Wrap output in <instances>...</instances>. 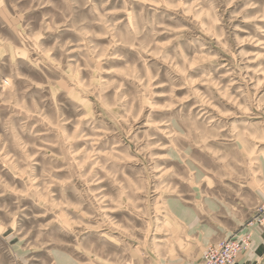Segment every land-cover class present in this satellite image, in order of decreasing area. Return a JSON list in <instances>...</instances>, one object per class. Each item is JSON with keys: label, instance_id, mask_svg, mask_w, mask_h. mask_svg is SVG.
Segmentation results:
<instances>
[{"label": "rangeland", "instance_id": "1", "mask_svg": "<svg viewBox=\"0 0 264 264\" xmlns=\"http://www.w3.org/2000/svg\"><path fill=\"white\" fill-rule=\"evenodd\" d=\"M263 204L264 0H0V264H203Z\"/></svg>", "mask_w": 264, "mask_h": 264}, {"label": "built area", "instance_id": "2", "mask_svg": "<svg viewBox=\"0 0 264 264\" xmlns=\"http://www.w3.org/2000/svg\"><path fill=\"white\" fill-rule=\"evenodd\" d=\"M255 224L264 225V204L260 206L246 231L209 245L203 253V264H235L244 252L252 248V229L256 227Z\"/></svg>", "mask_w": 264, "mask_h": 264}, {"label": "crops", "instance_id": "3", "mask_svg": "<svg viewBox=\"0 0 264 264\" xmlns=\"http://www.w3.org/2000/svg\"><path fill=\"white\" fill-rule=\"evenodd\" d=\"M252 233V248L244 252L235 264H264V227H255Z\"/></svg>", "mask_w": 264, "mask_h": 264}, {"label": "bare ground", "instance_id": "4", "mask_svg": "<svg viewBox=\"0 0 264 264\" xmlns=\"http://www.w3.org/2000/svg\"><path fill=\"white\" fill-rule=\"evenodd\" d=\"M253 244V243H252Z\"/></svg>", "mask_w": 264, "mask_h": 264}]
</instances>
